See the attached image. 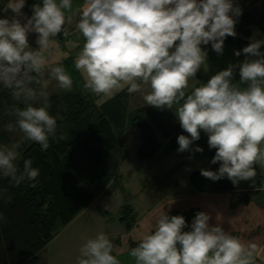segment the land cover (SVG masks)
I'll use <instances>...</instances> for the list:
<instances>
[{
  "label": "clouds",
  "instance_id": "clouds-1",
  "mask_svg": "<svg viewBox=\"0 0 264 264\" xmlns=\"http://www.w3.org/2000/svg\"><path fill=\"white\" fill-rule=\"evenodd\" d=\"M25 6L26 0H0V12L12 13L0 18V90H10L25 105L15 109V125H7L9 131L19 130L21 141L47 151L57 135L58 117L49 112L48 89L55 82L58 89L70 91L73 78L50 53L59 48V34L69 35L66 25L75 19L77 39L66 46L78 49L74 65L85 89L102 97L127 89L141 93L146 105L157 109L176 105L180 126L190 134L178 136L177 151H191L201 131L216 150L211 163L220 164L218 171L201 169L202 176L233 184L256 176L254 164H264V37L251 38L242 49V62L229 64L189 91L190 80L208 67L202 46L211 44L222 55L227 37L237 35L242 9L234 0H40L30 17L22 11ZM31 33L37 34L38 48L29 43ZM237 68L240 80L234 83ZM20 147V142L0 143V178L16 186L40 175L31 159H24L21 168ZM211 219L198 212L189 225L183 215L163 212L129 256L134 264H256L257 246ZM76 264L121 261L109 236L99 232L85 238Z\"/></svg>",
  "mask_w": 264,
  "mask_h": 264
},
{
  "label": "trees",
  "instance_id": "trees-1",
  "mask_svg": "<svg viewBox=\"0 0 264 264\" xmlns=\"http://www.w3.org/2000/svg\"><path fill=\"white\" fill-rule=\"evenodd\" d=\"M35 1L28 0V4ZM253 26L264 30V12L254 9L245 11L240 19V31L245 39L229 36L225 41L242 51L250 43ZM202 47L211 58L221 56L212 50L211 44ZM70 97L74 99V104L68 110L65 108L59 112L57 135L50 138L49 149L42 151L35 142H27L20 147L21 168L24 159H31L33 167L40 170L37 180L16 186L10 184L8 178H0V193L4 194L0 198V213L4 216V220L0 221V264H39L40 253L52 242L60 228L72 222L100 193H107L112 182H118L119 161L115 153L123 150V160L128 157L123 146L126 128L118 124L114 126L83 93ZM57 109L51 106L52 115ZM174 109L146 105L131 115L128 124L140 129L143 140L140 157L150 159L154 156L161 148V134L167 140L166 153L186 157L201 155L208 158L209 170L218 171L220 164L211 163L216 150L210 149L208 136L203 131L200 139L191 145V151H177L178 136L190 134L181 128L179 121L171 119ZM174 117H177L176 114ZM197 146L203 148V152H196ZM258 176L260 185H264V172H259ZM191 184L199 193L229 192L236 187L227 178L213 181L202 176L200 171L192 174ZM160 188L155 194L158 198L170 194L172 185L168 176L162 180ZM198 212L171 211L169 215H183L190 225ZM122 216L131 230L137 221L136 214L125 207ZM136 246L137 243L131 244V248Z\"/></svg>",
  "mask_w": 264,
  "mask_h": 264
},
{
  "label": "crops",
  "instance_id": "crops-1",
  "mask_svg": "<svg viewBox=\"0 0 264 264\" xmlns=\"http://www.w3.org/2000/svg\"><path fill=\"white\" fill-rule=\"evenodd\" d=\"M39 2L40 0H36L29 5L28 0H26V6L22 10L26 17L32 15V5ZM234 4L242 9V15L245 11L253 9L259 13L264 12V0H234ZM75 6L74 4V7ZM11 15V12L6 14L0 12V18L6 16L10 17ZM241 16L237 18L235 31L237 37L245 39L240 31ZM20 19L22 23L25 22L24 18ZM66 27L69 35L65 37L63 33L59 34L57 37L59 48L53 49L50 53L51 59L63 65L67 62V64H69L67 69L73 72V88L65 92L62 90L60 93V112L65 109L62 107V102L66 101V98L70 97V95L83 93L85 96L90 97L89 99L96 104L100 109V114L110 120L113 119L114 113L120 112L121 116H124L126 119L124 127L126 129L129 127L130 140H126V131L123 136V146L128 157L124 160L122 158L119 162L117 171L118 182H112L107 193H100L72 222L60 228V232L40 253L39 264H76L79 247L84 242L85 238L94 237L99 232L106 233L111 239L114 255L117 256V253L120 252L121 249L125 254L128 248L129 250L131 249V244L135 243L128 242L127 239L129 240L135 232L139 230L141 232L140 223L144 219H148V216L153 211L163 207L165 201L169 202L167 201L168 199L175 203L165 205L163 209H160L161 211H166L168 214L171 211L184 212L198 210L202 212L200 208H173L176 207L177 204H180L182 200L194 196L211 197L216 204V206H214L215 212L217 211L218 213L223 211L224 220L221 221V223L217 220L220 226H222L226 232L241 239L245 244H255L259 250V254L256 257V264H264V185H260V178L258 176L259 172H264V164H254L256 176L253 180L240 181L236 184L233 191L199 193L191 184V176L194 172H201V169L209 170L210 162L207 160L208 158L203 159L193 156L186 157L179 154H168L164 150L167 140L159 134L161 148L152 158L142 159L139 155V149L143 145L141 131L136 125L128 124L131 115L146 106L145 102H140L138 100L141 93H129L127 89H125L115 95L102 97L94 95L85 89L83 86V77L76 70L74 65L75 55L78 49L70 50L66 46L68 40L77 39L75 19L72 23L67 24ZM257 30L261 29L256 26L252 27L251 38L256 37ZM36 38L37 34H29V43L33 48H38ZM80 42L82 45V37H80ZM225 51H230L231 54L235 55L236 51L241 50L225 41L224 52ZM64 52H68V55L65 56ZM239 58V62H242L245 58L244 54L242 53ZM234 78H236L234 83L239 82L240 77L238 68ZM139 103L144 104L138 106ZM124 106H127V108ZM51 114H53V112H51ZM174 115L175 113L172 112L170 117L173 122H177L178 118H175ZM128 148L131 149V154L137 151V159H133V162L137 164L136 166L127 167L132 156H130ZM119 152L120 151H117L115 154ZM188 165H190V168L187 167ZM185 168L186 171L185 174H183ZM187 168H189L188 172ZM167 176L170 179V184H174V189L172 188L171 193L165 196V198H158L155 192L160 189L162 180ZM177 197H179V199H177ZM153 198H155V202L157 201L156 204H154ZM187 203L188 202L185 204ZM125 207L131 208L138 217L135 224L136 226L131 230L127 228L126 222L122 220V213ZM156 219L157 218L154 216L152 227Z\"/></svg>",
  "mask_w": 264,
  "mask_h": 264
},
{
  "label": "rangeland",
  "instance_id": "rangeland-1",
  "mask_svg": "<svg viewBox=\"0 0 264 264\" xmlns=\"http://www.w3.org/2000/svg\"><path fill=\"white\" fill-rule=\"evenodd\" d=\"M257 31L258 32H256L257 34L255 37L256 39H260V38L264 37V30H262V31L257 30ZM257 35H259V36H257ZM239 60H240V58L236 57L234 54H231L230 51H225V52L223 51V55L216 57V58H211L208 56V58H207L208 67L206 69L204 67H201V69L197 72L196 77L194 79L190 80L189 91L191 90L192 87L199 86L198 81H200L201 83H206L211 78V76L215 75L218 71L226 69L229 66V64H237L239 62ZM64 67L69 72V74L72 76L73 72L70 69H67L69 67V64H67V62L64 64ZM48 92H49V100H50L51 106L53 105V106H56L58 108L54 115L51 114V107L49 109V112L52 116L59 118L60 93L62 92V90L55 87V82H53L49 86ZM73 100L74 99L72 97L66 98V101L62 102V107L66 108L68 110V108L71 107V104H74ZM138 100L140 102H144L141 94H140V97L138 98ZM141 104H144V103H139L138 106H141ZM24 106L25 105L22 101L14 98V96L12 95L10 90H7V89L0 90V143L11 145L13 143L20 142L21 145L23 146L25 143L29 142L26 140L21 141L20 138H21L22 134L19 132L18 129L14 130V131H9L7 128V125L9 123H11L13 125H15V123H16L15 109L17 107L23 108ZM124 107L127 108V106H124ZM111 122L114 126L116 124H118V126L119 125L124 126V124H126V119L124 118V116H121L120 112H116L113 114V119L111 120ZM128 129H129V127L125 130V133L127 131L126 140H130V138H129L130 132ZM128 150H129L130 156L131 155L132 156H131V159L129 160L128 164H127V167L136 166L137 164H136V162H133L134 161L133 159H137V151H136V153L131 154V149L128 148ZM18 151L20 152V148L18 149ZM123 156H124L123 150L120 151L119 153L115 154V158L119 162L121 161ZM193 157H199V158L207 159L206 157H203L201 155H196ZM83 160H86V159L83 158ZM84 163L88 164V161L86 160V161H84ZM187 167L190 168V165H188ZM189 168H187V172H188ZM185 171H186V168L183 171V174H185ZM172 188L174 189L173 183H172ZM157 192H155V194H157ZM153 199L155 202V198H153ZM177 199H179V197H177ZM167 201H169V202L165 201L163 203V207H160L159 209L153 211L148 216V219L146 218L140 223L141 224V227H140L141 232H140V230L135 232L131 236V238H129V240L127 239L128 242H135V243L138 242L139 238L146 231H148L150 228H152L153 217L155 216V218H158L161 212L162 213L166 212L163 210L161 211L160 209H163L165 207V205L175 203V202H171V200H169V199ZM156 202L154 204H156ZM186 202H188V203L185 204ZM176 203H178V202H176ZM214 206H216V204L214 203V200L211 197H209V196H207V197L206 196H194V197H189L187 199L182 200V202H180V204H177L176 207H173V208H190V209L191 208H200L202 212L209 213L211 215L212 219H211L210 223L215 225L218 223L217 220L221 223V221H223L224 219H223V211L218 212V213H217V211L215 212ZM223 208H224V205H223ZM128 216H129V218H131L130 212H128ZM134 226H136V225H134ZM120 252L117 253V257L121 261V264H134V260L129 256V252H130L129 248L126 250L125 254L122 252V249Z\"/></svg>",
  "mask_w": 264,
  "mask_h": 264
}]
</instances>
